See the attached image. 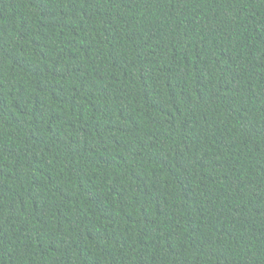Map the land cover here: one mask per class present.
Instances as JSON below:
<instances>
[{
  "label": "trees",
  "instance_id": "trees-1",
  "mask_svg": "<svg viewBox=\"0 0 264 264\" xmlns=\"http://www.w3.org/2000/svg\"><path fill=\"white\" fill-rule=\"evenodd\" d=\"M0 264H264V0H0Z\"/></svg>",
  "mask_w": 264,
  "mask_h": 264
}]
</instances>
